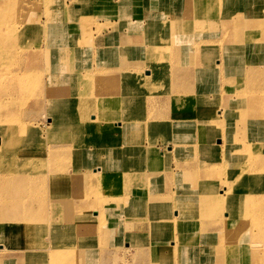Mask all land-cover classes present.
I'll list each match as a JSON object with an SVG mask.
<instances>
[{
    "label": "rangeland",
    "instance_id": "374dc122",
    "mask_svg": "<svg viewBox=\"0 0 264 264\" xmlns=\"http://www.w3.org/2000/svg\"><path fill=\"white\" fill-rule=\"evenodd\" d=\"M0 1H3L0 3V30L12 29L11 26L15 27L17 23V28H20L23 21L24 26L20 30L31 31L33 35L38 36L32 45L31 42H26V48L41 46L42 33L51 39L56 35V25L68 15L72 17L75 14L80 18H73L78 22L73 27L93 30L91 32H95L97 36L98 29L95 27L99 22L98 28H102L100 32L106 35L103 45L115 40L113 44L117 47L106 49L113 57L102 59L99 53H94L95 46L102 45L101 41L93 39L86 47L80 44L78 53L86 58L74 65L65 55L61 45L54 46V50L47 45L40 53V68H28L30 74L45 73L46 78L30 79L27 90L20 98L23 102L17 100L11 107L19 105L24 115L40 114L38 117L32 116L34 124L29 127L34 133L40 127L43 135L39 137L36 134L31 139L33 134H25L21 127L10 132V135H21L17 138L18 143L12 158L20 155L17 150L21 149V141L24 143L26 157L30 147L40 142L42 149L39 156L33 155L24 160H33L28 163L33 169L26 171V176L33 177L43 172L49 174L51 179L35 182L36 187L28 195L21 194L18 197L19 192L16 189L4 190L0 194V264H264V197L249 195L250 191H264V170L249 173L244 171L249 162L264 167V146L245 147V142L250 145L252 138L260 139L264 136V120L261 115L257 117L256 122H262V126H253L250 122L255 118L252 116L253 110L264 113V104L261 105L249 97L252 85L248 84L247 80L250 79L246 75L251 74L248 70L250 65L261 67V62H264V48L260 46L261 42L264 44V40L257 39L258 35H250V44H245V41H248L246 38L247 40L243 39L241 45L237 46L224 42L213 34L209 35L215 43L210 46L212 54H209L208 62L220 64L219 79L222 80L224 91L220 92L216 88L219 84H207L209 88L206 97L212 103L207 107L216 114L214 117L207 116L203 119L198 114L196 99L192 101L193 109L186 110L188 97L178 106L172 103L175 95H169L167 88L156 92L144 91L145 84L142 81L124 79L126 71L122 69V64L125 60L121 57L122 45L118 40L122 33L125 39L132 41L130 46L126 45L125 48H130L136 43L146 48L144 42L151 30L147 19H152L153 22L156 18L168 17L170 21L179 16L178 12H182L188 2L193 4L197 0H156L157 7L146 13L143 9L145 0H121V3L119 1L113 5L110 13H105L106 9L101 3L96 4L95 1L99 0H80L75 6L70 3L74 0H63L69 5V9L65 10L61 8V0H7L5 3V0ZM235 1L238 3V0H206L211 12L209 15L215 16L203 21L204 30L200 29V32H211V28L219 23L221 16L223 17L219 7H230L229 3ZM136 4L141 7L140 10L134 9ZM77 6L80 7L78 13ZM197 6L199 4L191 5L190 9L193 11L192 7ZM106 7L111 10L112 4ZM202 7L200 4L197 11L194 9V14L200 15ZM125 15L129 18V23L120 20V16ZM111 20L113 24H107ZM43 27L47 28L44 30ZM142 32L143 34H140ZM166 32L171 31L167 29ZM171 38L169 36V39ZM70 47L66 50L69 55L74 56L77 48L73 42ZM234 47L240 52H233ZM247 47L252 52L246 55L243 51ZM89 52L90 54H87ZM134 53L140 55L138 47ZM47 55L55 62L65 58L72 66V72L63 83H52L51 86L52 78H48L47 72H64L56 66L50 67L46 60ZM166 55L171 53H162L163 61L170 62L166 60ZM88 67L90 71H87ZM1 69L9 75L26 70L10 60L5 66L2 64ZM115 71L118 73H113ZM258 71L262 73L259 67L252 70L255 77ZM104 72L115 76L108 84L109 89L99 92L101 97L97 96L98 90L93 93V97H98L99 100L92 102L89 95L84 101L75 99L78 96H73L78 90L77 81L86 80L95 86L106 78ZM85 77L92 78L88 81ZM201 78L211 79L214 75ZM177 80L156 79L152 88H159L161 84V87H167ZM7 84H10V80ZM181 84L182 89L193 88L195 92L202 91L198 82L184 80ZM61 90V93L57 92ZM142 92L146 100L149 98V103L144 107L137 108L130 105L131 101L124 100H121L126 104L123 108L112 105L115 103L111 101L119 95L122 98L135 97ZM167 97L169 99L165 101ZM53 98H60L64 104L57 112L50 111L45 116ZM246 100H249L247 105ZM79 102H82L81 109L89 111V114L85 115L87 122L93 124L86 127L83 135L76 131L77 126L74 125L73 119ZM88 103L91 105L89 109L86 108ZM221 111L224 112L222 116ZM150 113L151 116H158L153 117V127L148 126L145 129L141 126L135 134L129 131L127 123H132V117L139 116L142 119ZM205 121L213 122L203 126ZM244 121L240 135L235 136L232 131L239 128ZM50 127L53 129L49 130ZM97 127H101L106 132L102 134L109 137L108 140L101 137L104 146L107 145L109 149L107 152L102 147L96 149L101 130ZM253 127L256 131L252 130ZM137 136L142 137L144 146L141 156L138 155L139 152H132L130 156L123 154L122 145H130ZM224 137L226 140L222 141ZM244 138L245 140L241 141ZM233 144L235 145L232 146ZM168 147H173L174 150ZM45 148L48 151L44 152ZM95 151H100V157L107 159L105 163L108 169L106 165L100 168L96 166ZM250 153L254 156L252 159L249 158ZM214 154L218 161L210 164V172H198L200 160L209 158L212 161ZM15 160L19 161L16 158L12 161ZM5 164L4 158L0 159V166ZM88 164L93 166L94 175L111 170L110 180L96 177L92 184H82L77 190H72L68 175L72 171L83 174L89 172ZM236 168L240 171H235ZM7 174L11 175L10 172ZM204 182L210 184L204 185ZM250 184L263 186L250 189ZM225 185H230L231 189L229 195L224 196L220 190ZM184 193L189 195V200L184 201ZM220 195L223 198L229 197L232 201L229 209L226 208L228 202L219 207ZM200 198L204 199L199 200ZM17 199L20 203L27 199L30 204L18 208ZM204 200L207 202L201 203ZM215 207H219L217 212L212 211ZM231 210L241 211V216L233 217L236 219L233 224L240 233V238L233 239V243L240 240V246L246 248L245 251H242L241 247L238 248V255L242 259H237L236 262L228 260L233 252L232 243L220 241L218 249L213 252L211 243L217 241L206 240L213 238L221 230L222 221ZM70 222L78 225L75 228L76 233L69 231ZM251 235L255 241H252ZM126 239H129V246L131 245L128 248ZM124 242L125 248H122ZM146 252L151 255L152 261L146 260Z\"/></svg>",
    "mask_w": 264,
    "mask_h": 264
},
{
    "label": "bare ground",
    "instance_id": "6f19581e",
    "mask_svg": "<svg viewBox=\"0 0 264 264\" xmlns=\"http://www.w3.org/2000/svg\"><path fill=\"white\" fill-rule=\"evenodd\" d=\"M110 1L111 3L113 1H120L121 3V0H110ZM1 2L3 1H0V3ZM5 2H7V0H5L4 3ZM60 2H62L61 4L62 9L64 10L65 8L69 9V5L67 6L65 1L61 0ZM76 2L77 4H79L80 0H74L70 3L71 5L75 6ZM111 3L105 2L104 4L106 6H110ZM196 4H199V6L200 4L203 5L202 13L200 15L194 14V9L197 11L199 6L192 7L194 8L193 11L190 9L191 5L193 6ZM225 4H228V3H224V5ZM229 4H230L229 5L230 7H219V10H222V15L224 16V18L230 17L232 14H234L237 11V9H239V8L235 10L231 9V6L238 4L237 1H235L234 3L231 2ZM122 5L124 6V3ZM140 8L141 7L138 6L137 4L134 7V9H137V10H140ZM76 10H77V13L80 12V7L77 6ZM209 10L210 9L207 5L206 0H197L196 3H193V4L188 2V6L185 7L182 10V12H178L179 16L173 17V19H171L170 21L168 20V17L158 18V19L156 18V20H154L153 22L151 21L152 19H147L148 24H150L149 28H151V30H150V34L148 32V36L145 35L148 38L144 42V44L146 45V48L141 47L142 44L140 46V44L138 45L137 43L134 44L130 48H125L126 45L130 46V42L132 41L130 39H125L123 37V34L121 33L120 38L118 40H120V45H122L121 57L125 60V62L122 64V69L126 71L125 73L126 77L124 79L137 80L140 82L142 81L145 84L144 91L150 90V91L156 92L159 89L165 90L167 88L169 91V95L171 96L175 95V98H173L172 103L177 104L178 106H181L183 99L188 97V102L185 105L186 110L193 109L192 101L196 99L197 105H198L197 106L198 114L202 116L203 119H205L207 116L214 117L216 114L215 111L212 112L211 109L207 107V106L212 105L211 100L206 97L207 88H209V85L207 84H210L211 82L214 83L215 85L219 84V87L216 86V88L220 90V92L224 91V87L223 85H221L222 80L219 79L220 78V67H221L220 64H212L208 62V58L210 57L209 54L210 55L212 54L210 52V49H211L210 46L214 42V41L212 42V39L210 38L209 35L213 34L214 36H216L215 30L219 26L218 24L214 25V27L211 28L212 31L211 32L208 31L207 34L200 32V29L201 31L204 30V27L202 25L204 23L203 21L205 19L206 20L212 19L215 16L214 14L209 15L211 13L209 12ZM120 14L124 15L122 13ZM73 18L79 19L80 16L75 14V15H72V17L71 16L69 17L68 15L64 20L59 22L56 25V29H57L56 35L53 36L51 39H48L46 34L42 33V39H41L42 45L37 46V48H35L36 46H34V49L31 48L30 46L26 48L24 45L26 42H31L30 45H32V42L36 41L38 36L33 35L31 31L25 32V31L20 30V28L24 26L23 21L22 22L20 21L21 22V25H20L21 27L19 26L20 28H17V25L19 24L17 23L15 27L11 26L13 27L12 29L0 30V66L2 67V64L5 66L6 62L10 60V61H13L14 63H18V66L26 68V70L22 72H16L11 75H9L6 71L3 72L2 69L0 70V159L4 158V161L6 163L4 166H0V182H1L0 194L3 193L4 190L10 191L12 189H16L19 192L18 197H20L21 194L28 195L36 187L35 182L39 180L46 181V180L51 179V176L49 174H45L43 172H40V174L33 176V177L26 176V171H30L33 169L31 168L32 166L28 165V163L29 162L32 163L33 160L31 159H28L26 161L24 160L33 155L39 156L41 152L40 150L42 149V144L39 142L38 144L31 146L30 150L26 152V155H27L26 157L24 143L21 141L20 143L21 149L17 150V153H20V155L12 158L13 152L16 150V145L18 143L17 138L21 137V135L19 134L17 136L16 134L10 135V132H12L13 130H19V127L23 129L25 134H28V135L33 134L31 139L34 136H36V134H38L39 137L43 135L42 129H40V127L38 131L35 133L34 131L32 132V129H30L29 127L32 124H34V119L32 116L38 117L40 114L30 113V115L29 114L24 115L23 113H21L23 109L19 105L14 106V108L11 107V105L14 104V102L17 100L18 102H21V103L23 102V99H20V98H22V95L27 90L28 82L30 79H41V78L45 79L46 78V75L44 72H43L44 75L42 73L30 74L31 71L28 70L29 67H34L36 69L40 68L41 60H42V56L40 53L42 49L48 45V47H50L51 50H54V46L61 45L62 48H64L65 55L69 57L70 62L76 65L78 61H80L83 58H86L84 57V55L81 56L82 55L81 53H78V51L80 50V46L82 45L83 47H86L87 43L91 42L93 39L99 40L102 42V45L95 46L96 48L94 51V53H99L102 59H110V57H113V54L111 52H108V50L106 49L117 48L113 44L115 40L109 41L103 45V43L106 40V35L100 32L102 31V28H98L99 22H97V25L95 27L98 29L97 36H96L95 32H91L93 30L91 31L88 29L81 30V29H77L73 27L78 24L77 20ZM120 20L122 22L124 20V21H127L126 23H129V18L127 19L126 15L120 16ZM110 23L113 24L112 20L109 21L107 24H110ZM44 24H45V21H44ZM46 28L47 27H43L44 30ZM147 28L145 29V32L147 31ZM167 29L168 31H171V32L167 33L166 32ZM186 29H189L190 31H186ZM140 34H143V32ZM258 34H259L258 31L257 32L251 31L249 35L246 37L248 41H245V44L246 43L250 44V38H249L250 35H258ZM169 36L172 38L169 39ZM122 40H124V42ZM241 41L242 40H239L235 45L240 44ZM72 42L75 44V48H77L76 51L74 50L75 51L74 56L69 55L68 51L66 50V48H71L70 45L72 44ZM50 43H52V45ZM83 43H86V44H83ZM262 45L264 44H262L261 42L260 46ZM137 47H138V51L140 52V55H136V53H134L135 48ZM98 48H103V49L99 50ZM196 51L198 52V54H195ZM234 51L240 52V50L236 47L233 48V52ZM164 52L171 53V55H166L165 57L166 60H170V62L165 61V60L163 61L164 58L162 57V53ZM175 53H178V54L175 55ZM87 54H90V52ZM49 58L50 57L47 55L46 60H48V65L50 67L56 66L59 70H62L65 73L64 74V73L47 72V75H49L48 78H52L50 82L51 86L56 83H63L64 79H66V77H68L70 73L72 72L73 70L72 66L65 60V58H62L61 60H58L57 62ZM258 67L260 68L259 65H250V68H248V70L251 71V74L250 75L246 74V75L248 78H250V80H247L248 84L252 85V87H250L249 89L250 90L249 97L252 100L257 101L261 105H263L264 97H262L259 92H261L262 89L264 90V79H258L257 76H259L260 74L259 71L256 72V77L252 72L254 68L258 69ZM87 71H90V67L87 68ZM106 73L109 74V72H106ZM106 73L104 72V75L106 76V78L103 81H101L100 84L95 85V86H92L86 80L77 81L79 92L78 90H77V93L72 92L74 97L76 95L79 96V97L76 96L77 98L75 97V99L84 101L87 97L91 96L90 100L92 102H96L97 100H99L97 98L102 96V95H98L99 92H101L103 89L108 90L110 86L108 84L111 82V79H114L113 76H115V75H107ZM113 73H118V71H115ZM83 75L84 74L82 73V76ZM213 75H214V78H211V79L201 78V76L208 77V76H213ZM85 78L88 79L89 81V79L92 77H85ZM156 79H178V80L167 87L166 86L161 87L162 85L161 84L159 85V88H152ZM8 80H10L9 85L7 84ZM184 80L186 82L193 81V82L200 83L202 91L197 90L195 92L193 88L182 89L181 82ZM96 91H97L98 97L94 98L93 93H95ZM57 92L61 93L62 90L57 91ZM194 92H195V95H194ZM132 97L122 98L119 95L118 97H115V99L112 100L111 102L115 103L112 105H115L118 108L125 107L126 105L124 103L125 101H131L130 105L135 106L137 108L144 107L149 103V98L146 100L143 92L136 95L135 97L134 96ZM168 99L169 97H167L165 101H167ZM121 100H124V102H122ZM248 101L249 100H246V105ZM63 104H64V101H62L60 98L51 99V101L49 102L48 110L45 112V116H47V113L50 111L57 112V110H59L63 106ZM78 105L79 106L77 107L76 111L73 114L74 116L73 119H74V125L77 126L76 131L79 133V135H83L86 132V129H87L86 127L92 126L93 124H90L89 122H87L85 115L89 114V111L87 109H81L80 105H82V102H79ZM90 106L91 105L88 103L86 105V108L89 109ZM223 113L224 112L221 111L220 116H222ZM259 115H261V119L264 120V113L257 111V110L252 111V116H255V118L250 122L253 124V126L254 125L262 126L264 124V121H263V124L262 122H256V119ZM153 117H158V116H151V113H150L149 115H147L146 117H143L142 119H140L139 116L132 117L131 119L132 123H127L129 125V131L135 134L138 130L141 129L140 128L141 126L145 127V129H147L148 126L153 127L155 125V123H153L154 121ZM220 120L221 119L219 118L218 121ZM211 122L205 121L204 123H202V125L206 126L210 124ZM53 123L54 122L52 121L51 125H53ZM244 124H245V121L240 125L239 128H234L235 131L233 130L232 132L234 133L235 136L238 137L240 135V132L242 131L241 127H243ZM12 127H15V129H13ZM97 128L101 129V127H97ZM52 129L53 127L49 128V130H52ZM252 130L256 131L254 127L252 128ZM102 133L104 134L106 132L102 129L99 131L98 138L96 141V149L102 147L104 148L105 152H107L109 151V149L107 148V145L104 146L105 143L102 142L101 137L102 136L105 137L106 140H108L109 137L107 135H103ZM141 139H142L141 136H137L135 140H133L130 143V145L128 146L122 145L123 154L130 156L132 152L134 154L139 152L138 155L141 156V150L144 148L143 142H141ZM224 140H226L225 137L224 139L222 138V141ZM244 140L245 138L241 139V141H244ZM258 141H260V143H258ZM234 145L235 144H233L232 146ZM247 146H251V147L264 146V136H262L260 139H257V137L252 138L250 145L248 144V142H245V147ZM168 148L172 151L174 150L173 147H168ZM46 150L48 151L47 148H45L43 151L46 152ZM253 157H254L253 154L250 153L249 158L252 159ZM15 158L18 159L19 161L17 162L15 160V162H13L12 160H14ZM95 159H96L95 164L97 167L100 168L103 165H106V169H108V165L105 163L107 159H103L102 157H100V151H95ZM217 161L218 160H217L216 154H214L212 161L209 158L201 159L197 166L198 172L201 173L202 171L203 174L209 173L210 170H208V168H210V164L211 163L214 164ZM87 169L89 172H86L85 174L75 172V171L70 172V174L68 175V179L70 180V183L72 184V190L73 188L77 190L82 184H87V183L92 184L96 180L95 179L96 177H101L103 179H106V181L110 180V176L112 172L111 170H105V171H102L99 175H94L93 166L88 164ZM245 169L246 170L244 171L246 173H249V172H254V171H263L264 167L256 163L249 162L248 168H245ZM234 170L240 171L239 168H236ZM9 172L11 173V175L7 174ZM28 180L32 181V183L29 182ZM208 184L210 183L204 182V185H208ZM262 186H263L262 184H250L249 188L253 189V188H259ZM198 189H200V185ZM207 189H210V188H207ZM229 189H231L230 185H225L224 188L221 189L220 191H222L223 195L225 196L226 194L229 195L230 193ZM204 194L207 195V193H204ZM249 195L250 196H261L263 198L264 191H257L256 193H253L252 191H250ZM182 197L184 201L189 200V195L186 193H184ZM204 198H200L199 200H202ZM222 198L223 197H221L220 195L219 200H218L219 207L221 205H225L224 204L225 202H228V204H226V208H228L229 204L232 201L229 199V197H225L223 199ZM180 200H181V196H180ZM206 202L207 201L204 200L201 203H206ZM29 204H30V201L27 199L22 200L21 203H20V200L17 199L16 206L18 208H21L24 206H28ZM219 207L212 208V211L214 210L217 212L219 210ZM228 209L227 211H229ZM231 211H232L231 213L227 212L228 214L227 218L222 221L223 226L221 227V230L218 231L214 235L213 238H207L206 240L207 241H210V240L217 241L215 243H211L213 252L218 249V242L220 241L232 243L233 245L231 248L233 252H232V256L229 257L228 260L236 262L237 259H242V257L238 255V251H239L238 248L240 249L241 247L242 251H245L246 248L240 246V240H236L233 243V239L240 238V233L238 232V228L236 227L235 224H233L235 223V220H236L235 218L233 219V217H236V215L241 216V211H234V210H231ZM231 224H233V226L230 228ZM69 225L71 227L69 231H71V233H76L75 228H77L78 225L73 222H70ZM80 236H82V233H80ZM251 237H252V241H255L253 240V235H251ZM125 244L126 243L124 242V244L122 245V248H125ZM130 246H126V248ZM2 247L5 248V246L3 245Z\"/></svg>",
    "mask_w": 264,
    "mask_h": 264
},
{
    "label": "crops",
    "instance_id": "0c3cea01",
    "mask_svg": "<svg viewBox=\"0 0 264 264\" xmlns=\"http://www.w3.org/2000/svg\"><path fill=\"white\" fill-rule=\"evenodd\" d=\"M95 2L96 4L98 2L102 4V6L106 9L105 13H110L112 11L113 5L115 3H118L119 1H113L111 3L110 0H99ZM105 2L112 4L111 10H109V8L104 6ZM157 4L158 3L156 0H146V3H143V9L145 13L149 12L151 8L155 9L157 7ZM231 9L232 10L237 9V11L230 17L224 18V16L223 17L221 16L218 23L219 27L215 30L216 37L223 39L224 42L226 41L227 43H231L235 45L239 40L246 39V37L249 35L251 31H258L259 34L257 36V39L264 40V1L263 0H238V4H236V6L235 5L231 6ZM114 18L116 17L114 16ZM262 46L261 48H264V45ZM250 52L252 51L249 50V47H247L243 51V53H245L246 55L247 53ZM261 64L262 67L260 68L262 70V73H260L259 76H257L258 79H264V62H261ZM263 91L264 90L262 89L260 92L262 97H264ZM126 242H129V239H126ZM127 245L129 246L128 243L126 244V246ZM145 255L147 261L150 262L153 260V258L151 259V255H149V253L146 252Z\"/></svg>",
    "mask_w": 264,
    "mask_h": 264
}]
</instances>
